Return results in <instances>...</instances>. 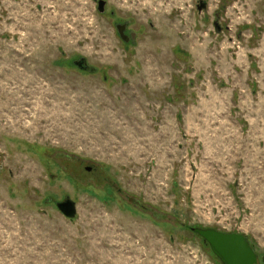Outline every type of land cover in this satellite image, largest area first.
I'll return each mask as SVG.
<instances>
[{"label":"rangeland","instance_id":"rangeland-1","mask_svg":"<svg viewBox=\"0 0 264 264\" xmlns=\"http://www.w3.org/2000/svg\"><path fill=\"white\" fill-rule=\"evenodd\" d=\"M100 1L0 0V264H264V0Z\"/></svg>","mask_w":264,"mask_h":264},{"label":"water","instance_id":"water-1","mask_svg":"<svg viewBox=\"0 0 264 264\" xmlns=\"http://www.w3.org/2000/svg\"><path fill=\"white\" fill-rule=\"evenodd\" d=\"M106 2H99V11H105ZM76 203L71 199L57 204L59 211L67 218L77 215ZM195 234L210 246L222 264H259L258 255L247 236L239 233H226L214 228H193Z\"/></svg>","mask_w":264,"mask_h":264},{"label":"flooded vegetation","instance_id":"flooded-vegetation-1","mask_svg":"<svg viewBox=\"0 0 264 264\" xmlns=\"http://www.w3.org/2000/svg\"><path fill=\"white\" fill-rule=\"evenodd\" d=\"M102 1V0H101ZM202 3V7H203V5H205L204 4V2H201ZM105 8L107 9V2H106V6H105ZM106 9H105V11H106ZM202 8H200V10H201ZM104 11V12H105ZM114 13H112V15H113ZM116 30H117V33H118V35L120 36V38L124 41V42H131L132 40L134 41V39L136 38V33H132V32H129V26H128V24H126V23H117V25H116ZM76 65H78L80 68H82V70H86L87 69V66H86V64L84 63V62H76ZM89 69V68H88ZM88 170H90V169H88ZM69 199V198H68ZM67 200V199H66ZM65 200V201H66ZM62 202H64V201H62ZM62 202H59V203H62ZM59 203H57V204H59Z\"/></svg>","mask_w":264,"mask_h":264},{"label":"trees","instance_id":"trees-1","mask_svg":"<svg viewBox=\"0 0 264 264\" xmlns=\"http://www.w3.org/2000/svg\"><path fill=\"white\" fill-rule=\"evenodd\" d=\"M207 245V244H206ZM208 246V245H207ZM253 246V245H252Z\"/></svg>","mask_w":264,"mask_h":264}]
</instances>
